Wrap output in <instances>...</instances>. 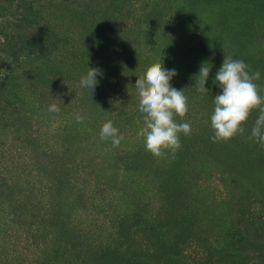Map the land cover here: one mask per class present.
Returning a JSON list of instances; mask_svg holds the SVG:
<instances>
[{"label": "rangeland", "instance_id": "1", "mask_svg": "<svg viewBox=\"0 0 264 264\" xmlns=\"http://www.w3.org/2000/svg\"><path fill=\"white\" fill-rule=\"evenodd\" d=\"M196 3L0 0L1 264H39L50 249L60 253L40 264H116L120 253L125 264H264V145L249 139L259 110L227 141H212L210 121L225 56L261 71L264 96V0H214L228 17L213 19L208 44L192 53L170 25L195 19ZM204 62L206 94L195 85ZM88 66L103 73L91 95L78 85ZM157 66L175 69L170 83L188 97L177 122L201 129L181 134L174 158L140 139L135 86ZM51 103L61 111L49 113ZM108 120L119 151L99 137ZM26 225L40 229L28 236Z\"/></svg>", "mask_w": 264, "mask_h": 264}, {"label": "clouds", "instance_id": "2", "mask_svg": "<svg viewBox=\"0 0 264 264\" xmlns=\"http://www.w3.org/2000/svg\"><path fill=\"white\" fill-rule=\"evenodd\" d=\"M212 65L202 63L195 80L199 93L210 92L206 87ZM177 75L175 69L157 66L151 70L146 78L135 86V92L140 104V115L143 118L145 131L140 137L147 151L153 156L163 157L175 153L182 147L180 136L191 133V124L187 121L177 122L175 117H184L189 111L188 97L185 89H177L170 83ZM103 73L98 68L87 67L81 75L78 85L81 89L91 93L98 86L97 77ZM261 71L251 70L243 59L225 56L212 83L220 90L213 97L214 109L210 116L214 135L213 142L227 141L237 134L245 132L244 124L251 112L259 110L255 123L250 131L249 139L259 145H264V96L260 94L259 85ZM53 100L55 98H52ZM49 113H59L60 104L51 103L47 108ZM77 123H83L85 116L77 113L74 116ZM99 137L102 141H110L114 150L123 147V139L119 129L113 121L104 122L100 128Z\"/></svg>", "mask_w": 264, "mask_h": 264}, {"label": "trees", "instance_id": "3", "mask_svg": "<svg viewBox=\"0 0 264 264\" xmlns=\"http://www.w3.org/2000/svg\"><path fill=\"white\" fill-rule=\"evenodd\" d=\"M195 1L198 2V3H196V6H195V8H197L196 9L197 12L194 11L195 9H194V5L193 4L190 6V15H195L196 16L195 19H191L190 21L185 22V23H183L182 20L178 19V20H176V22L174 21L170 25V27L172 28L173 32L177 31V32H179L180 35L186 37V39H183L182 41H184V40L188 41L187 42L188 46H190L189 52H192V53L198 52V50H199V48L201 46L207 45L208 42H209L208 37L209 36L212 37V35L214 34L213 30L210 28V22L213 19H219L220 17H225V18L228 17V14L225 13V12H220V14H219V13H216L214 10H212V9H214V6H215V4L212 3V2H214V0H195ZM218 1H220V3H221V0H218ZM227 3L230 4L232 2H227ZM221 8H222V6H219L218 11ZM229 33H230L229 29L225 28L223 30V33L220 34L222 36L221 40L229 43V39L231 37L230 35H228ZM219 39H220V37H219ZM234 39L236 41L238 40L236 37ZM183 44L184 43H181V45H183ZM184 45H186V44H184ZM230 45H232V44H230ZM191 46H192V48H191ZM200 132H201L200 128H197V127L193 126L191 128V133L188 135L189 139L191 140L192 138L193 139L196 138L195 136L200 134ZM40 185H42V183H40ZM42 188H43V190H41L42 192L43 191L44 192L45 191L49 192L50 190H53V187L50 188V183H46V184L42 185ZM180 194H182V195H180ZM180 194H179L180 195L179 198L183 197L186 201L191 199V196H188V193H180ZM9 215L11 216V221L10 222L15 223V218L13 217L14 215L13 214H9ZM46 215H48V214H46ZM50 216L51 217L54 216V218L56 217L54 215V213L50 214ZM49 220H52V219H49ZM155 220H158V218H156ZM46 222H47V225L48 224L52 225L50 223V221L49 222L46 221ZM46 222H44L43 224H46ZM25 229H28L29 232L28 233L26 232L24 234H28V236H29V233H33V235H34V233H37L38 229H40V228L34 227V226L30 227V226L26 225ZM31 239H32L31 237H28L27 241H29ZM59 253H60L59 249H57V251L54 250V249H50L49 250V254H47V253L45 255L41 254L42 257L37 263L40 264L41 261H43V260H44V262H50L51 259L53 258V256L54 255L56 256ZM113 256L114 257H112V259H111L112 262H114L116 264H125L121 253H120L119 257L116 256V255H113Z\"/></svg>", "mask_w": 264, "mask_h": 264}]
</instances>
